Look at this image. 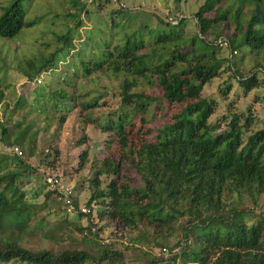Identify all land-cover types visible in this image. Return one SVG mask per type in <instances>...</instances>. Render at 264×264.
Returning a JSON list of instances; mask_svg holds the SVG:
<instances>
[{"label":"trees","instance_id":"1","mask_svg":"<svg viewBox=\"0 0 264 264\" xmlns=\"http://www.w3.org/2000/svg\"><path fill=\"white\" fill-rule=\"evenodd\" d=\"M26 2L10 0L1 7L0 39H13L38 22L27 20ZM69 2L77 10L67 14L74 27L53 35L59 47L27 62L25 80L55 70L57 63L74 51L72 37L78 36L79 15L85 8L78 0ZM245 5L250 6L248 14L242 12ZM192 19L198 33L185 40L176 25L156 31L140 24L139 29L130 31L134 20L118 9L110 13L108 31L95 28L84 33L87 40H79L73 57L83 76L110 71L123 78L118 86L120 109L101 126V132L110 136L108 150L97 163L93 179L86 181L90 190L87 213L75 211L77 218H85L88 224L77 230L82 239L92 236L97 240L92 220L97 219L107 222L114 239L122 240L126 230L143 224L154 247L166 250L168 264H264V213L253 209L257 197H264V129L249 131L253 122L249 109L245 117L231 114L210 123L218 103L202 96L203 87L222 73L232 79L217 89L222 101H227L229 93L236 95L233 86L246 96L264 84V78L257 79L258 67L241 71L234 60L238 49L264 51V0H205ZM228 20L239 26V32L225 29ZM216 25L225 40L219 38L220 32H213ZM143 33L148 37L144 45ZM208 33L215 34L212 42L204 37ZM217 43H225L228 59L214 56ZM145 45L148 48L142 50ZM73 68L72 76H76L77 67ZM259 71L264 75V66ZM140 80L146 81L155 95L137 91ZM65 94L58 89L53 95L64 99ZM40 96L35 93L33 100L38 102ZM98 98L83 109L95 108ZM24 104L19 99L13 108ZM62 121L60 117L59 123ZM6 126L7 121L0 122V141L21 146L31 125L21 128V123H16L10 133ZM10 135L11 142L6 143ZM82 144L84 137L77 140V146ZM86 156L84 149L78 155V168L86 163ZM11 160L19 169L0 175V264H101L120 257L119 251L101 242L92 244L100 248L97 257L83 250L32 251L21 246L19 231L28 207L14 183L33 171L16 155ZM102 174L109 176L104 188L98 179ZM45 197L67 205L60 190L47 191ZM243 197L251 201L252 208L238 205ZM96 202L100 209L93 211L90 207ZM247 217L255 218L253 224H245ZM178 228L179 240L162 247L160 242H166L169 232ZM41 236L46 237V232ZM173 248H177L175 253ZM158 263L153 259L147 264Z\"/></svg>","mask_w":264,"mask_h":264},{"label":"rangeland","instance_id":"2","mask_svg":"<svg viewBox=\"0 0 264 264\" xmlns=\"http://www.w3.org/2000/svg\"><path fill=\"white\" fill-rule=\"evenodd\" d=\"M9 1L0 0V10ZM78 1L83 4L85 11L79 15L81 25L76 30L78 36L72 37L74 51L64 57L63 61L58 62L55 70L40 73L30 81L25 80L23 76L27 71L28 61L44 56L60 46L53 35L57 36L74 27V20L68 18L67 14L75 13L77 10L69 4V0H27L25 5L27 20L38 19V22L32 28L22 29L13 39H0V122L7 121L9 133L13 131L12 127L16 123H21V128L31 125L21 146H7L0 141V175L6 171L19 169L11 160L14 155L33 171L28 175L23 174L17 183H14L22 195V201L28 207L27 219L19 231L21 246L32 251L83 250L97 257L100 248L92 244L101 242L105 245L110 244L112 249L120 252L119 258L115 257L110 263L101 264H147L153 259H158V264H168V260L164 258L167 254L154 247L149 229L143 224L126 230L122 240L114 239L111 236L113 230L107 222L97 219H92L94 230H98L97 240L92 236L82 239L77 230L87 227L88 224L85 218H77L75 211L87 213L85 205L90 190L86 181L93 179L94 170L98 168L97 163L108 150L110 136L101 132V126L108 116L120 109L118 86L123 77L120 74L115 76L110 71L85 77L78 70L73 56L79 40H87L85 32L95 28L97 31H108L110 13L118 9L134 20V24L129 26L130 31L139 29L140 24L156 31L166 30L169 25H176L179 29L178 35L187 40L198 33L192 17L205 0ZM249 10L250 6L245 5L242 12L248 14ZM155 14L163 18L160 21H166L169 25L160 23ZM240 22L242 24V19ZM225 24V29L230 33L239 32V26L232 21L228 20ZM213 32H220L219 38L221 41L225 40L224 32L217 25ZM214 33L205 34V39L212 42ZM142 35L144 45L148 37L145 33ZM113 44L114 41L111 42V45ZM146 48L148 47L145 45L142 50ZM217 48L215 57L229 58L225 43L218 44ZM234 60L241 71H247L253 66L258 67L257 79L261 81L264 78L263 73L259 71L264 66V51L255 53L238 49ZM74 66L77 67L76 76H72ZM224 82L232 83V79H229L228 74L222 73L202 89L203 97L213 98L218 103L209 122L214 123L231 114L245 117L249 109L253 117L249 131L253 133L264 129V84L246 96H242L238 88L236 90V86H233L236 95L229 93L227 101H222L217 95V89ZM58 89L65 90L64 99L53 95ZM136 90L155 95V90L144 80L138 82ZM35 93L41 95L38 102L33 100ZM95 97H99L97 106L84 110L85 104L92 102ZM19 99L25 104L14 109V104ZM60 117H63L61 123ZM220 131H223V126ZM246 136L247 134L244 137ZM81 137H84V144L77 146V140ZM11 139L12 135L5 139L6 143H10ZM29 142L33 145L30 146ZM84 149L87 153L86 163L78 168V155ZM98 179L100 187L104 188L109 176L102 174ZM53 189L63 192L66 206H63L62 202L59 204L45 197V192ZM93 204L91 210L100 209L97 202ZM238 205L252 208L247 197H243ZM253 209L255 213H264L262 195L257 197ZM254 220L253 217L244 219L248 226L253 224ZM42 232H46V237L41 236ZM168 232L166 231L165 235ZM169 233L171 236L166 238V242H160L162 247L173 246L181 235L179 228L173 234ZM137 240L139 242H136ZM262 251L264 252V243ZM7 264L22 263L10 261ZM175 264L180 262L176 261Z\"/></svg>","mask_w":264,"mask_h":264},{"label":"built area","instance_id":"3","mask_svg":"<svg viewBox=\"0 0 264 264\" xmlns=\"http://www.w3.org/2000/svg\"><path fill=\"white\" fill-rule=\"evenodd\" d=\"M48 183H49V181H48ZM176 251H177V248H173V249H172V252H173V253H175ZM162 252H163V253H166V250H165V249H162Z\"/></svg>","mask_w":264,"mask_h":264}]
</instances>
